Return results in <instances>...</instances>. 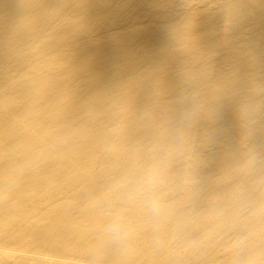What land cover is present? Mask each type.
I'll use <instances>...</instances> for the list:
<instances>
[{"label": "bare ground", "instance_id": "obj_1", "mask_svg": "<svg viewBox=\"0 0 264 264\" xmlns=\"http://www.w3.org/2000/svg\"><path fill=\"white\" fill-rule=\"evenodd\" d=\"M0 264H264V0H0Z\"/></svg>", "mask_w": 264, "mask_h": 264}, {"label": "clouds", "instance_id": "obj_2", "mask_svg": "<svg viewBox=\"0 0 264 264\" xmlns=\"http://www.w3.org/2000/svg\"><path fill=\"white\" fill-rule=\"evenodd\" d=\"M167 171V160H161L130 168L114 182L110 192L114 212L106 226L112 242L124 241L131 236L140 213L152 221L162 218L167 206L162 193L167 183Z\"/></svg>", "mask_w": 264, "mask_h": 264}]
</instances>
